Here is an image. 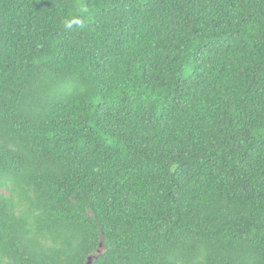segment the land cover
Masks as SVG:
<instances>
[{
    "label": "trees",
    "instance_id": "obj_1",
    "mask_svg": "<svg viewBox=\"0 0 264 264\" xmlns=\"http://www.w3.org/2000/svg\"><path fill=\"white\" fill-rule=\"evenodd\" d=\"M0 264H264V0H0Z\"/></svg>",
    "mask_w": 264,
    "mask_h": 264
},
{
    "label": "water",
    "instance_id": "obj_2",
    "mask_svg": "<svg viewBox=\"0 0 264 264\" xmlns=\"http://www.w3.org/2000/svg\"><path fill=\"white\" fill-rule=\"evenodd\" d=\"M90 261H91V258H90Z\"/></svg>",
    "mask_w": 264,
    "mask_h": 264
}]
</instances>
